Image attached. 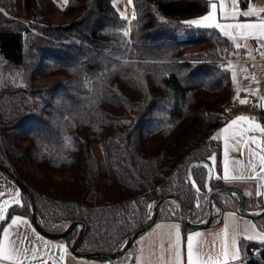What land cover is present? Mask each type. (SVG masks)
Returning <instances> with one entry per match:
<instances>
[{"label": "trees", "instance_id": "obj_1", "mask_svg": "<svg viewBox=\"0 0 264 264\" xmlns=\"http://www.w3.org/2000/svg\"><path fill=\"white\" fill-rule=\"evenodd\" d=\"M23 1L24 20L13 17V0H0V162L30 190L39 224L58 231L80 217L87 228L79 249L110 251L162 193L178 196L191 220L203 219L209 187L225 183L217 178L221 140L212 137L233 97L232 41L218 29L182 23L209 0H127L126 13L118 0ZM51 7L70 17L53 21ZM133 8L138 23L120 19L123 12L131 21ZM123 27L132 29L131 48L115 34ZM159 60L168 62L144 63ZM215 201L212 223L223 209L238 211L233 193L218 192ZM243 203L260 209L264 199L246 193ZM12 213L29 217L22 192ZM157 218L180 220L176 201L163 199ZM252 219L264 231V214ZM78 228L63 236L69 246ZM241 255L233 264H264V242L244 240Z\"/></svg>", "mask_w": 264, "mask_h": 264}, {"label": "crops", "instance_id": "obj_2", "mask_svg": "<svg viewBox=\"0 0 264 264\" xmlns=\"http://www.w3.org/2000/svg\"><path fill=\"white\" fill-rule=\"evenodd\" d=\"M210 2L217 3V16L220 17L221 11L227 13L230 11V6L232 0H223L225 4V9L221 10L219 8L220 0H209L208 6L204 12L194 16L192 19L199 18L208 11H210ZM249 3L254 4L257 7H264V0H248ZM237 10L246 11L248 8V3H242L240 0H236ZM250 18L238 17V20L248 21ZM254 19V18H252ZM232 23L235 21H221ZM233 43V42H232ZM248 46L253 49L252 57L250 58L244 48L242 47L239 50H236L233 43V56L227 57V62L232 65H235V79L232 76L233 69H231V86L233 97L230 104L226 106V117L221 122L218 133L221 132L231 120L240 115H246L249 117H254L256 122L264 125V109H261L257 106L259 103V96H264V56L260 55L255 51L256 41L249 39L246 41ZM255 66V67H254ZM247 71H243V69ZM252 76L256 77V80L251 79ZM247 77V78H246ZM237 88L241 89H250L258 90L257 93L252 91L245 92L240 91L239 99L237 97ZM235 89V92H234ZM241 99H248L250 102L247 104H241ZM233 104V105H232ZM247 105V106H245ZM230 109V110H229ZM228 112V113H227ZM249 135L260 136L259 133H249ZM264 139V137H260ZM221 173L223 176V162H224V135L221 134ZM230 150H229V173L231 175L242 174L245 177L254 176L255 178H246L241 179L243 186L239 185L238 180L226 181L225 183H232L237 185L243 194L246 193H260L264 199V188L260 185L264 184V179H261V176H264V173L261 172L259 161L256 157H250L248 149L244 146H241L240 151H235L231 149V140L229 141ZM253 148H256L255 145H252ZM264 155V152L261 153ZM251 159L252 163L256 164V171L252 172L251 169L247 167L248 161ZM233 161H240V163H233ZM256 173H260V176H257ZM0 191L5 192V195L0 197V201L5 199L10 200L11 197L7 195L9 191L12 193H19V198L21 200V192L18 186L4 173L0 170ZM228 213H233V216H229ZM20 216L22 219L26 220L28 223L20 224L19 228H14L12 230L13 235L12 239H16V232L19 231L28 237V241H34L35 246L40 249V251H48L50 256L54 258L55 264H172V253L169 251L170 245L173 239L175 229L172 228V225L179 226V232L181 236V250L185 253V264H186V239L188 235L193 233H201L199 237L194 238V246L202 254H207L211 252L213 255L218 253L221 248V243L223 239V229L225 224L229 225L228 233L229 238L235 233L237 234L238 245L242 254V242L247 240L245 237L247 235L253 234V225L255 226V231L264 232L260 229L255 221L246 215L241 214L235 209L226 208L223 209L220 213L219 220L217 222L211 223L206 227L200 228H189L183 232L182 222L179 219H161L157 218L155 221L144 231L139 233L130 243V245L118 256L112 258L104 257H90L84 256L77 253H74L66 240L63 238H52L48 237L35 229V227L30 222L28 216L20 213H12L8 219L7 223L11 222V217ZM0 225L6 227L7 224L0 222ZM42 237V240H37L36 237L32 235V232ZM3 239L2 231H0V241ZM28 241H25L28 244ZM47 241L49 245L51 244H64L66 245V252H63L64 260H60L62 250L60 248H43V242ZM31 246V245H28ZM163 249V251H162ZM39 255V253H38ZM242 256V255H241ZM47 259V258H44ZM3 261H0V263ZM25 264H42V259H37L35 261H25ZM47 264H53V259H47Z\"/></svg>", "mask_w": 264, "mask_h": 264}, {"label": "snow or ice", "instance_id": "obj_3", "mask_svg": "<svg viewBox=\"0 0 264 264\" xmlns=\"http://www.w3.org/2000/svg\"><path fill=\"white\" fill-rule=\"evenodd\" d=\"M115 3V0H113ZM248 8L246 11H238L236 0H232V4L230 6V11L225 13L221 11L220 17L217 16V3L210 2V11L207 14L187 21H183L182 23L186 26H196L203 28H214L218 29L219 32L227 37L234 43V47L236 50L241 49L242 47L246 51L247 55L250 58L252 57L253 49L248 46L246 41L249 39L255 40L256 48L255 51L260 55L264 56V7H257L254 4L248 2ZM132 3V0H129V4ZM68 4V0H64V5ZM219 8L221 10L225 9V4L223 0L219 2ZM0 13H3V10L0 9ZM158 19L161 23H169L170 21L166 20L165 17L157 14ZM119 17L121 20L126 21L128 24H132L133 21H136V11L133 8L132 20L129 21L128 17L125 13L120 12ZM238 17H246L250 18L248 21H239ZM254 18V19H252ZM221 21H235L232 23L221 22ZM138 23V21H136ZM130 27H123L120 31L115 34H118L122 37L124 43L128 44L129 48H131V41L128 39L130 32ZM106 32L109 30L106 29ZM111 34V33H110ZM227 51V50H225ZM117 60L120 58L117 57ZM123 64H135L136 61H128L121 60ZM166 60L159 61H144V63H167ZM228 68L233 69L232 76L235 79V65H232L230 62L227 64ZM255 67V66H254ZM76 69H73L75 71ZM243 71H247V69H243ZM19 75V74H18ZM247 78V77H246ZM251 79L256 80L255 76H252ZM15 82V81H13ZM90 81L85 80V84L87 85ZM141 85L143 81H140ZM240 91L249 92L252 91L257 93L258 90H250V89H241L237 88V97L235 99H239ZM250 101L248 99H241V104H247ZM257 106L261 109H264V96H259V103ZM67 119V117L65 118ZM249 133H259L260 136L257 135H249ZM221 134L224 135V162H223V176H219L217 178L224 179L226 181L233 180H241L246 178H255L254 176L245 177L242 174L231 175L229 173V150L230 145L229 141L231 140V149L235 151H240L241 146H244L248 149L250 157H256L259 161L261 172L264 173V155L261 153L264 152V139L260 137H264V125L255 121L254 117H249L246 115H240L231 120L221 132L212 137L214 140H219ZM252 145H255L256 148H253ZM210 160L215 162V155L209 157ZM233 163H240V161H233ZM204 168L208 169L209 177L213 175L212 170L208 167L207 164L200 165ZM247 167L251 169L252 172L256 171V164L252 163L251 159H249ZM257 176H260V173H256ZM261 179H264V176H261ZM189 181L195 184V181L191 180L189 177ZM260 187L264 188V184L260 185ZM197 191L199 189L197 188ZM5 192L0 191V197L4 196ZM8 196L11 197L10 200L5 199L0 201V222H4L7 224L6 227L0 225V231H2L3 239L0 241V261L3 262H14V264H25V261H35L37 259H42V264H47V259H53V264H55L54 258L50 256L48 251H40L35 246L34 241H28V237L19 231L16 232V239H12L14 228H19L20 224L27 225V221L22 219L20 216L11 217V222L7 223V211L10 204L14 203L16 205H21V200L19 198V193H12L9 191L7 193ZM258 195H261L258 193ZM196 207H200L199 202H197ZM149 210L153 208V205H148ZM229 216H233V213H228ZM172 228L175 229L173 235V239L170 245L169 251L172 253V264H185V253L181 250V236L179 232L178 225H172ZM253 234L247 235L245 238L247 240H259L264 242V232L255 231V226L253 225ZM229 225L225 224L223 229V239L221 243V248L218 253L213 255L211 252L207 254H202L199 250L194 246V238L199 237L201 233H193L187 236L186 239V264H233V262H239L241 260V251L238 245L237 234H233L231 238H229L228 233ZM32 235L36 237L37 240H42V237H38V235L32 232ZM28 241V244L25 243ZM31 245V246H28ZM43 248H60L62 250V254L60 256V260H64L63 252H66V245L64 244H51L47 241L43 242ZM163 251V249H162ZM39 253V255H38ZM255 254V253H254ZM47 258V259H44Z\"/></svg>", "mask_w": 264, "mask_h": 264}, {"label": "water", "instance_id": "obj_4", "mask_svg": "<svg viewBox=\"0 0 264 264\" xmlns=\"http://www.w3.org/2000/svg\"><path fill=\"white\" fill-rule=\"evenodd\" d=\"M210 168V164L205 161ZM211 169V168H210ZM0 170L4 172L21 190L23 195L26 197L28 203H29V219L32 225L35 227L37 231L40 233L48 236V237H61L66 235L70 230L75 226L79 225L77 234L75 238L73 239L70 248L74 253L84 255V256H90V257H104V258H112L115 256H118L121 254L132 242V240L142 231L146 230L156 219L157 210L159 203L163 199L171 198L174 199L177 203L178 210H179V217L180 221L193 227V228H200V227H206L212 223V219L214 216L213 208H217V212L220 211V207L217 206L215 201V196L218 192H230L233 193L236 197L237 202V209L238 211L246 215L248 217H257L262 214H264V206L260 209H248L244 206L243 203V193L241 189L232 183H223V184H216L212 185L208 189V206L206 211V216L201 220H191L185 213L184 205L181 201V199L176 196L173 193L165 192L158 196H156L153 201L152 205L153 208L151 209L148 217L145 219L144 222H142L140 225L134 227L125 237L122 244L117 247L116 249L110 250V251H102V250H80L79 249V243L84 235V232L86 231L87 225L84 219L80 217H73L65 224V226L58 230V231H51L47 230L44 227H42L38 220L36 215V209H35V202L33 199V196L26 186V184L17 177L7 166H5L3 163L0 162ZM188 175H190V172L188 171Z\"/></svg>", "mask_w": 264, "mask_h": 264}, {"label": "rangeland", "instance_id": "obj_5", "mask_svg": "<svg viewBox=\"0 0 264 264\" xmlns=\"http://www.w3.org/2000/svg\"><path fill=\"white\" fill-rule=\"evenodd\" d=\"M41 4H45V0H38ZM58 3H61L63 0H56ZM118 3L121 5V7L123 8L124 12H128L130 10L129 8V4L127 2V0H118ZM13 4H14V15L13 17L16 18H20V19H26V10H25V6H24V1L23 0H13ZM48 14H50V18L53 21H60V20H66L70 17V15L68 13H65L61 10H59L57 7H51L48 10ZM53 78V76H40L37 78V81H47L49 79ZM235 92V89H234ZM233 105V104H232ZM238 106H241V103L238 102ZM247 106V105H245ZM230 110V109H229ZM226 112V110H225ZM228 113V112H227ZM91 146L93 148V151L97 154L98 157H101V150L99 148V145L96 142H92ZM240 183L239 185L243 186V182L241 180H238ZM79 226V225H78ZM52 238H58V237H52ZM60 238H63V236H61ZM64 239V238H63ZM65 240V239H64ZM241 260L240 262H243L245 257L241 256Z\"/></svg>", "mask_w": 264, "mask_h": 264}, {"label": "built area", "instance_id": "obj_6", "mask_svg": "<svg viewBox=\"0 0 264 264\" xmlns=\"http://www.w3.org/2000/svg\"><path fill=\"white\" fill-rule=\"evenodd\" d=\"M6 263H9V264H14V262H6Z\"/></svg>", "mask_w": 264, "mask_h": 264}]
</instances>
